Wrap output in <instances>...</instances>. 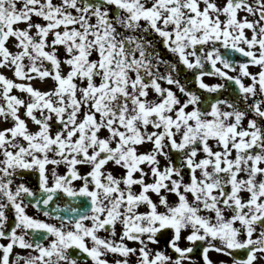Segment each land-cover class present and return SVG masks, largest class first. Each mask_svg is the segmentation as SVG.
<instances>
[{
	"label": "snow or ice",
	"instance_id": "6c2138e0",
	"mask_svg": "<svg viewBox=\"0 0 264 264\" xmlns=\"http://www.w3.org/2000/svg\"><path fill=\"white\" fill-rule=\"evenodd\" d=\"M0 264H264V0H0Z\"/></svg>",
	"mask_w": 264,
	"mask_h": 264
},
{
	"label": "flooded vegetation",
	"instance_id": "af4514ba",
	"mask_svg": "<svg viewBox=\"0 0 264 264\" xmlns=\"http://www.w3.org/2000/svg\"><path fill=\"white\" fill-rule=\"evenodd\" d=\"M253 70H255V69H253ZM29 212L30 213H34L35 212V209H33V208L30 207L29 208ZM210 256H211V258L214 261H218L220 259H228V257L222 256L221 254H218V253H215V252L210 253Z\"/></svg>",
	"mask_w": 264,
	"mask_h": 264
}]
</instances>
